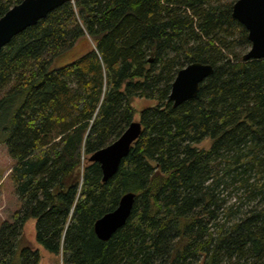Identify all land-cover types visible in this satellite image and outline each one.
<instances>
[{"label": "trees", "instance_id": "1", "mask_svg": "<svg viewBox=\"0 0 264 264\" xmlns=\"http://www.w3.org/2000/svg\"><path fill=\"white\" fill-rule=\"evenodd\" d=\"M20 1L0 0V16ZM234 1L67 0L1 48L0 143L19 206L0 225V264L30 216L60 264H264V57L242 59ZM82 39L84 53L51 67ZM194 61L213 72L174 106L172 81ZM135 115L141 132L103 181L89 157ZM126 192L125 223L99 239L95 220Z\"/></svg>", "mask_w": 264, "mask_h": 264}, {"label": "water", "instance_id": "2", "mask_svg": "<svg viewBox=\"0 0 264 264\" xmlns=\"http://www.w3.org/2000/svg\"><path fill=\"white\" fill-rule=\"evenodd\" d=\"M66 1L21 0L11 6L0 16V50L14 35L34 25L48 12ZM232 16L245 27L250 41V46L242 54V59L247 61L264 57V0H235L232 4ZM212 72L211 64L197 61L178 69L169 93L173 105L177 106L192 98L198 92L199 84ZM141 128L139 120H132L115 140L90 155V161L99 163L103 181L115 174L121 159L138 138ZM133 201L134 193L126 192L113 210L95 220L93 229L99 239L107 240L125 223Z\"/></svg>", "mask_w": 264, "mask_h": 264}, {"label": "rangeland", "instance_id": "3", "mask_svg": "<svg viewBox=\"0 0 264 264\" xmlns=\"http://www.w3.org/2000/svg\"><path fill=\"white\" fill-rule=\"evenodd\" d=\"M87 43V42H86ZM87 46L84 40H80L72 47L58 54L52 61L51 67H59L73 61L76 57L84 53ZM154 100L146 98H136L134 107L139 110L142 106L152 105ZM134 120H138V116H134ZM210 138L206 137L201 142L195 143L199 148H208ZM13 160L7 153L4 143H0V225L4 220H11V215L19 206V199L14 194L10 181L7 178L9 169L13 164ZM29 246L37 249L39 252V261L37 264H60L58 257L52 255L35 241V218L28 217L23 225L20 238L16 245V250L12 258V264H20L19 252L22 247Z\"/></svg>", "mask_w": 264, "mask_h": 264}]
</instances>
